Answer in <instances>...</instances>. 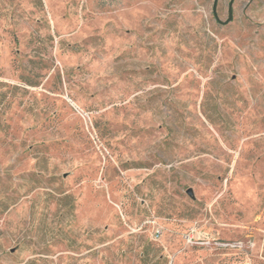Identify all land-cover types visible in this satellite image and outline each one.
I'll use <instances>...</instances> for the list:
<instances>
[{
  "label": "rangeland",
  "instance_id": "1",
  "mask_svg": "<svg viewBox=\"0 0 264 264\" xmlns=\"http://www.w3.org/2000/svg\"><path fill=\"white\" fill-rule=\"evenodd\" d=\"M213 1L0 0V264H264V0Z\"/></svg>",
  "mask_w": 264,
  "mask_h": 264
},
{
  "label": "water",
  "instance_id": "2",
  "mask_svg": "<svg viewBox=\"0 0 264 264\" xmlns=\"http://www.w3.org/2000/svg\"><path fill=\"white\" fill-rule=\"evenodd\" d=\"M216 3H217V0H214L213 1V5H212V12H213V15L215 17V19L219 22V23H227L230 19H231V11H232V3H233V0H230L229 3H228V18L225 20V21H220L217 17V14H216ZM189 192V191H188Z\"/></svg>",
  "mask_w": 264,
  "mask_h": 264
}]
</instances>
